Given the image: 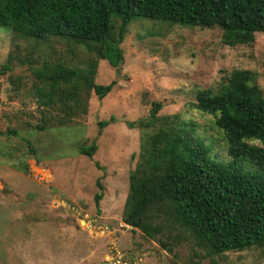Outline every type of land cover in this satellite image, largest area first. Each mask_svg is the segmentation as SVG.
Here are the masks:
<instances>
[{
	"label": "rangeland",
	"instance_id": "1",
	"mask_svg": "<svg viewBox=\"0 0 264 264\" xmlns=\"http://www.w3.org/2000/svg\"><path fill=\"white\" fill-rule=\"evenodd\" d=\"M221 34L218 26L137 17L119 43L121 62L113 65L83 45L71 48L57 37L35 41L0 26V68L11 67L0 74V264H188L190 257L192 264H264V245L210 255L186 235L168 251L169 243L122 220L128 173L156 130L127 123L146 121L152 102L161 104L160 121L173 114L191 121L212 160L236 159L254 170L246 157L228 154L213 116L194 107L198 89L216 92L233 69L255 71L264 95V32L236 45L223 43ZM44 62L114 85L98 99L81 81L74 97L56 91L46 104L38 94L44 81L35 75ZM99 121L107 124L98 135ZM93 142L91 157L80 152Z\"/></svg>",
	"mask_w": 264,
	"mask_h": 264
},
{
	"label": "trees",
	"instance_id": "2",
	"mask_svg": "<svg viewBox=\"0 0 264 264\" xmlns=\"http://www.w3.org/2000/svg\"><path fill=\"white\" fill-rule=\"evenodd\" d=\"M137 17L218 26L223 43L236 45L264 32V0H0V26L35 41L57 37L74 43L71 48L83 45L113 65L122 58L119 43L126 26ZM10 69L2 64L0 74ZM81 72L44 62L35 73L44 81L38 89L46 97L43 102L51 103L56 91L64 99L74 97L81 81L98 99L114 85L97 83ZM225 80L216 92L198 89L194 107L213 116L224 132L228 154L246 157L253 171L236 159L212 160L210 146L191 121L176 114L159 120L160 102H152L146 121L127 123L156 130L140 146V160L128 173L122 220L129 225L139 220L142 234L169 243L168 251L186 235H193L210 255L264 245V95L253 70L233 69ZM70 110L67 104L65 113ZM106 124L98 122V135ZM79 150L91 157L96 145ZM96 184L102 188L99 180ZM100 197L94 194L96 206Z\"/></svg>",
	"mask_w": 264,
	"mask_h": 264
},
{
	"label": "crops",
	"instance_id": "3",
	"mask_svg": "<svg viewBox=\"0 0 264 264\" xmlns=\"http://www.w3.org/2000/svg\"><path fill=\"white\" fill-rule=\"evenodd\" d=\"M147 259H151L153 261L152 258L147 257ZM128 260H129V262H137V263H139L140 261H144L145 259L141 258V259L133 260L132 258H129ZM103 262H105L106 264H108L106 260H103L99 264H102ZM123 264H128V262L127 263H123ZM153 264H154V261H153Z\"/></svg>",
	"mask_w": 264,
	"mask_h": 264
},
{
	"label": "water",
	"instance_id": "4",
	"mask_svg": "<svg viewBox=\"0 0 264 264\" xmlns=\"http://www.w3.org/2000/svg\"><path fill=\"white\" fill-rule=\"evenodd\" d=\"M121 62V59L118 60L117 65H119V63ZM139 224V220L135 223V226H138ZM160 245L163 247L164 244L162 242H160ZM102 264H106L105 262H103ZM188 264H192V257L189 258V263Z\"/></svg>",
	"mask_w": 264,
	"mask_h": 264
}]
</instances>
